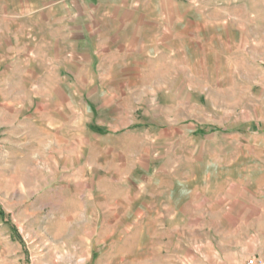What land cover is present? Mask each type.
Returning a JSON list of instances; mask_svg holds the SVG:
<instances>
[{
    "label": "crops",
    "instance_id": "crops-1",
    "mask_svg": "<svg viewBox=\"0 0 264 264\" xmlns=\"http://www.w3.org/2000/svg\"><path fill=\"white\" fill-rule=\"evenodd\" d=\"M65 1L0 0L3 86L45 88L44 94L32 93L30 101L43 103L47 117L61 121L49 124L47 131L54 135L48 150L58 152L49 172L75 184L79 178L91 183L124 178L139 190L141 203L155 209L158 222L186 217V231L213 233L209 239L186 238V264H192V257L206 264V249H213L207 264H244L256 254L264 262V126L252 129L235 122L219 128L207 123V86L189 61L191 48L201 45L204 27L187 9L185 51L170 41L179 37L170 24L174 0H156L153 15L141 9L151 0H120L109 29L90 15L79 21L78 11L67 18L60 13ZM197 3L190 1L192 7ZM69 4L72 8L78 0ZM138 88H153L155 108L185 103L186 123L172 118L167 128L143 127L123 105L143 94ZM97 98L103 104L94 113ZM100 109L106 120H98ZM91 123L94 129L87 126ZM85 149L91 154L85 155ZM208 167L217 168V178H207ZM241 170L244 178H239ZM208 216L220 218V223L208 226ZM108 247L113 250L114 245ZM110 258L115 261L114 252Z\"/></svg>",
    "mask_w": 264,
    "mask_h": 264
},
{
    "label": "rangeland",
    "instance_id": "rangeland-1",
    "mask_svg": "<svg viewBox=\"0 0 264 264\" xmlns=\"http://www.w3.org/2000/svg\"><path fill=\"white\" fill-rule=\"evenodd\" d=\"M85 1L78 0L70 8L66 0L68 5L60 13L69 18L78 11L79 21L90 15L99 26L105 21L109 29L114 21L112 9L120 0H87L89 7ZM151 1L141 7L145 15L155 12L156 0ZM190 1L174 0L170 24L179 37L170 41L176 49L186 51V10L190 9L187 13L204 27L201 45L191 48L189 61L207 86V101L203 103L207 123L219 128H229L235 122L239 127L263 128L264 0H197L193 7ZM150 73L145 72L144 78ZM5 81L0 80V264H186V246L182 247L186 238L209 239L213 235L191 228L186 231V217H163L158 222L155 209L142 204L139 190L124 178L117 183L108 181L110 178L94 183L79 178L77 184L55 178L49 170L58 152L48 150V139L54 135L47 131L49 124L61 121L59 117L48 118L43 103L30 101L32 93L44 94L45 88H7L2 84ZM151 89L138 88L143 94L135 100L125 99V110L135 113L145 128H167L172 118L186 123L185 103L165 102L155 108ZM94 102L96 113L103 101L97 98ZM100 110L98 120L103 121L105 113ZM84 119L80 115L83 125ZM88 153L85 149L84 154ZM205 172L207 178L219 174L215 167ZM238 173L239 178L246 176L245 171ZM205 220L212 227L220 223L215 216ZM158 224L165 230L158 231ZM166 228L179 229L173 232ZM123 240L124 248L120 246ZM157 243H163L161 249L156 248ZM211 250H205L206 264L212 258ZM110 252L115 253L114 262ZM255 257L262 260L257 254ZM199 262L202 260L191 258L192 264Z\"/></svg>",
    "mask_w": 264,
    "mask_h": 264
},
{
    "label": "built area",
    "instance_id": "built-area-1",
    "mask_svg": "<svg viewBox=\"0 0 264 264\" xmlns=\"http://www.w3.org/2000/svg\"><path fill=\"white\" fill-rule=\"evenodd\" d=\"M245 264H264V262L262 260H260L258 257L253 256V257L247 259Z\"/></svg>",
    "mask_w": 264,
    "mask_h": 264
}]
</instances>
